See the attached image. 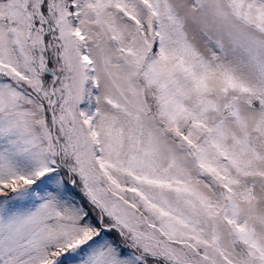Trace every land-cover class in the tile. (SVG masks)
<instances>
[{"label": "snow or ice", "instance_id": "1", "mask_svg": "<svg viewBox=\"0 0 264 264\" xmlns=\"http://www.w3.org/2000/svg\"><path fill=\"white\" fill-rule=\"evenodd\" d=\"M0 264H264V0H0Z\"/></svg>", "mask_w": 264, "mask_h": 264}]
</instances>
